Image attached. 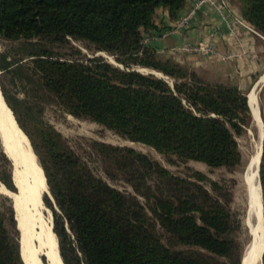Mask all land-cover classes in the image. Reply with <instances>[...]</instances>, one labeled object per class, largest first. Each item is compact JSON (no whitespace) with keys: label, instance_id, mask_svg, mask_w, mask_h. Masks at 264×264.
Masks as SVG:
<instances>
[{"label":"trees","instance_id":"16d2710c","mask_svg":"<svg viewBox=\"0 0 264 264\" xmlns=\"http://www.w3.org/2000/svg\"><path fill=\"white\" fill-rule=\"evenodd\" d=\"M185 1L0 0V39L7 42L0 89L19 126L25 131L19 112L55 107L171 163L243 169L236 138L251 120L248 89L158 54L156 39L143 42L171 29L156 23L159 11L176 21ZM229 2L264 38V0ZM36 133L64 264H241L244 226L225 182L198 171L177 175L99 140L76 149L49 125ZM259 180L264 218V140ZM0 182L14 189L1 146ZM16 221L11 199L0 193V264H24Z\"/></svg>","mask_w":264,"mask_h":264},{"label":"rangeland","instance_id":"374dc122","mask_svg":"<svg viewBox=\"0 0 264 264\" xmlns=\"http://www.w3.org/2000/svg\"><path fill=\"white\" fill-rule=\"evenodd\" d=\"M6 46H7V42L0 39V54L5 51ZM77 46L81 48L85 53L90 55L91 52L87 50L83 45L77 44ZM98 54H102V53H98ZM102 55L108 58L110 62L114 63L111 57H108L105 54H102ZM142 72L147 73L150 71L148 69H144ZM262 75H264V72L261 73L260 75H257L256 81ZM261 85H260L261 88L260 86L257 87V97H258L261 117H262V120L264 121V83H262ZM9 87H10L9 89L11 92L16 91L17 97L19 98L25 97V94L19 89V87L13 88L12 85H9ZM249 91L250 89H248V91L245 94H247ZM41 104L44 105L43 102ZM19 115H20V120L22 121L24 125L25 131L19 126L18 123L17 124L20 130L25 135V137L28 139L29 145L34 155L36 156L38 164L42 170L44 180L46 179V177H45L44 170L41 166V160L39 157L40 155L37 154L35 148L33 147V144H34L37 150L40 151V154L42 155V148L40 146L41 140H40V137H38L39 133H36L38 127H40L41 124L49 125L50 127H52L55 131H57L64 138H66L69 141V143L72 145V147L76 149L78 147H81L82 145H85L87 142H90L91 140H99L104 143L112 144L115 146L130 147L140 153L147 155L151 159L156 160L164 168H166L167 170H169L170 172L174 174L185 176L186 174L191 173V171H198L206 175L211 180L219 181L222 183L225 182L226 185L229 186L230 190L232 191V194H233V204L232 205L235 208V210H237L238 215L241 219L242 225L244 226V229L240 233L239 238L244 245V252H245L247 246L250 243L251 236L249 232V227L246 223V219L248 215L247 213L248 212V196H247V184H245L246 181H245L244 175H245V168L247 166L248 159L251 157L252 153L254 152V148H255L254 146L257 145V141L259 137L258 130L255 127L251 116H250L251 117L250 124L246 128V131L243 133V135L236 138L238 145H239V149L243 155L245 166L241 170L229 172L222 168L211 169L203 163L194 162V161H188L187 163H184V164L179 163V162L171 163L170 161L167 160V158H165V156L157 153L154 149H152L149 146L123 139L117 136L116 134L112 133L111 131L105 130L104 128H102L101 126H99L98 124L94 122L74 118L73 116L62 113V111H60L59 109H56L55 107L39 106V107L32 109V112L29 114H24L22 112H19ZM0 146H1V150L2 151L4 150L6 155L9 157L8 160L10 163L11 178H12V183L14 185V189L10 190L3 183L0 182V193H4L8 197H11V202H12L14 212H15V218L17 216V222H18L19 221L18 214L15 209L16 208L15 199L19 197V190H18L19 184L17 181H18L19 173L21 172L22 169L17 164L15 158L11 155L10 146L6 144L5 139H2L1 134H0ZM45 183H47V181ZM117 185H121V184H117ZM119 188L124 189V186L121 185L119 186ZM50 203L53 205L54 209H56L53 199L51 198L49 188L46 185V190L44 194L42 195V208L40 209V212L37 213L38 215H35L34 213H32L34 214L32 228H33L34 237H35L33 240V247H34V250L37 251L38 264H50L48 262L47 256L45 255L46 246L42 244L41 241L36 239V235L40 234L42 231L41 228L43 229L48 228L49 224H50L51 232L54 235L55 240H56V248H57V252L59 255V251L57 247V237L55 233L52 231L53 214L50 208ZM27 209L32 210V207L28 206ZM20 236H21V230L19 226V238ZM20 249H21V242H20ZM59 258L62 262V259L60 256ZM62 264L64 263L62 262ZM260 264H263L262 260L260 261Z\"/></svg>","mask_w":264,"mask_h":264},{"label":"bare ground","instance_id":"6f19581e","mask_svg":"<svg viewBox=\"0 0 264 264\" xmlns=\"http://www.w3.org/2000/svg\"><path fill=\"white\" fill-rule=\"evenodd\" d=\"M262 83H264V75L259 78L257 86L249 93L247 99L248 102H250L249 108L254 118V125H256L257 122L259 137L257 145L254 146V152L248 159L244 175L248 196V215L246 223L249 227L251 240L245 250L243 264H260L259 256L264 248V229L262 225L260 189L257 175L260 143L263 132L260 120L257 87ZM0 134L2 139H5L6 144L10 146L11 155L22 169L17 181L19 184V197L15 199V209L18 214V224L21 230L19 242H21L24 264H38L37 251L34 250L33 247V240L35 237L32 222L34 214L38 215L37 213H39L42 208V195L45 192L46 183L29 142L16 125L13 114L5 104L1 93ZM28 206H31L32 210L27 209ZM41 229L42 231L40 234L36 235V239L46 246L45 255L47 256L48 262L50 264H62L57 252L55 237L50 229V224L48 228Z\"/></svg>","mask_w":264,"mask_h":264},{"label":"crops","instance_id":"0c3cea01","mask_svg":"<svg viewBox=\"0 0 264 264\" xmlns=\"http://www.w3.org/2000/svg\"><path fill=\"white\" fill-rule=\"evenodd\" d=\"M194 0H186L181 11L184 15L191 8ZM163 22L166 26H173L174 20L159 11L156 23ZM239 36L231 35L227 22L221 18L215 6H203L181 33L171 34L165 38L153 41L158 54L169 57L179 63L209 74L227 79L237 84L239 89L246 91L253 86V77L264 72V38L253 34L239 25H235ZM214 30L216 35L213 37ZM185 42H208L215 45L222 54H232L227 60L210 58L198 54L179 55L172 51L174 46Z\"/></svg>","mask_w":264,"mask_h":264},{"label":"built area","instance_id":"2783aa9c","mask_svg":"<svg viewBox=\"0 0 264 264\" xmlns=\"http://www.w3.org/2000/svg\"><path fill=\"white\" fill-rule=\"evenodd\" d=\"M207 5L216 7L218 15L227 22L231 35L235 37L239 36V32L235 28V25H239L247 31L259 36V34L255 32L252 27L241 18L238 11L230 4L229 0H194L191 8L188 9L184 15L178 17L170 30L163 32L160 36H146L143 42L148 43L151 40L165 38L171 34L181 33L185 28L188 27L190 21L195 17L199 9ZM215 35L216 31L214 30L212 36L214 37ZM172 51L173 53L182 56L198 54L210 58H218L220 60H227L234 57L232 54L220 53L214 44L208 42H185L182 45L174 46Z\"/></svg>","mask_w":264,"mask_h":264},{"label":"water","instance_id":"95a60500","mask_svg":"<svg viewBox=\"0 0 264 264\" xmlns=\"http://www.w3.org/2000/svg\"><path fill=\"white\" fill-rule=\"evenodd\" d=\"M142 69V70H141ZM138 71H143L144 69L143 68H138L137 69ZM147 73H151V74H155V75H157V76H159V77H163V75L162 74H160V73H157V72H155V71H150V72H147ZM258 81H259V79L255 82V84L251 87V89H250V91L246 94V97H247V99H248V95H249V93L257 86V83H258ZM260 88H261V86H260ZM0 93H1V95H2V92H1V90H0ZM3 96V95H2ZM4 99V98H3ZM5 101V100H4ZM247 102H248V100H247ZM6 103V102H5ZM249 106V105H248ZM10 109V108H9ZM250 109V108H249ZM12 112V111H11ZM13 113V112H12ZM250 114H251V117H252V113H251V109H250ZM14 116V115H13ZM14 119H15V117H14ZM254 120V118L252 117V121ZM260 120H261V123H262V129H263V132H262V139H261V143H260V155H259V158H258V168H257V175H258V182H259V191H260V204H261V216H262V225H263V229H264V218H263V204H262V193H261V186H260V180H259V170H260V161H261V154H262V147H263V140H264V121L262 120V117H261V113H260ZM15 123H16V125L18 126V124H17V122H16V119H15ZM19 127V126H18ZM255 127L257 128V130H258V126H257V122H256V125H255ZM20 129V128H19ZM3 146V145H2ZM3 153L5 154V156L9 159V157L6 155V153H5V151L3 150ZM247 167V166H246ZM45 182H46V179H45ZM246 184V183H245ZM46 185H47V183H46ZM8 197V196H7ZM8 198H10L11 199V197H8ZM52 198V197H51ZM16 219V218H15ZM17 222V221H16ZM18 229V228H17ZM19 230V229H18ZM52 231H53V218H52ZM57 247H58V251H59V246H58V241H57ZM245 253V252H244ZM263 253H264V248H263V250L261 251V253H260V256H259V258H260V261L262 260V255H263ZM59 256H60V252H59ZM244 258H245V256L243 255V257H242V260H241V264H243V261H244ZM21 259H22V257H21ZM22 261H23V259H22ZM256 262V261H255ZM23 263H24V261H23Z\"/></svg>","mask_w":264,"mask_h":264}]
</instances>
